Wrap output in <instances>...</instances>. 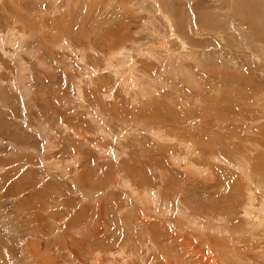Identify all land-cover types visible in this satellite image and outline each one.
<instances>
[{
	"label": "rangeland",
	"instance_id": "374dc122",
	"mask_svg": "<svg viewBox=\"0 0 264 264\" xmlns=\"http://www.w3.org/2000/svg\"><path fill=\"white\" fill-rule=\"evenodd\" d=\"M230 151L264 167V0H0V264H264Z\"/></svg>",
	"mask_w": 264,
	"mask_h": 264
},
{
	"label": "bare ground",
	"instance_id": "6f19581e",
	"mask_svg": "<svg viewBox=\"0 0 264 264\" xmlns=\"http://www.w3.org/2000/svg\"><path fill=\"white\" fill-rule=\"evenodd\" d=\"M45 41H46V40H45ZM55 50H56V49H55ZM168 107H169V106H168ZM112 110H113V109H112ZM262 117H263V116H262ZM248 119H250V118H248ZM256 119H257V118H256ZM225 125H226V124H225ZM249 129H250V128H249ZM237 130H238V129H237ZM247 130H248V129H247ZM236 132H237V131H236ZM230 135H231V134H230ZM240 135H241V134H240ZM235 137H236V135H235ZM220 140H221V139H220ZM232 140H233V138H232ZM240 140H241V139H240ZM237 142H238V141H237ZM241 142H242V141H241ZM241 142H240V143H241ZM238 143H239V142H238ZM198 145H199V144H198ZM198 145H197V147H198ZM187 146H188V145H187ZM195 146H196V144H195ZM185 147H186V146H185ZM188 147H189V146H188ZM188 147H187V148H188ZM249 147H250V146H249ZM241 148H242V147H241ZM241 148H240V149H241ZM257 148H258V147H257ZM189 149H190V147H189ZM247 149H248V148H247ZM242 150L245 151L246 148H245V150H244V149H242ZM227 151H228V150H226L225 152H227ZM191 152H192V149H191ZM239 152H240V151H239ZM246 152H247V151H246ZM194 153H195V152H194ZM229 153H230V154H234V153H232L231 151H230ZM240 153H241V152H240ZM240 153H239V154H240ZM190 154L192 155V153H190ZM241 154L244 155V156H240V155H238V152H237V155L240 156V157H242L243 162H245V160H246L247 162H249V163L245 164V167H246V168L250 167L251 172H252L253 174L257 173V172H256L257 170L260 171V170H262V169L264 168V167L262 166V165H263V162H262V161H260V162L258 163V166H256V163H254V162L251 163V162H250V159H251V158H250L249 155H248V154H250V152H248V154H243V153H241ZM228 155H229V154H228ZM228 155H227V156H228ZM237 155L234 154L233 156L231 155V157H235V156H237ZM261 155H263V154H261ZM257 156H258V157H257V160H259L260 158L263 157V156H260V155H257ZM244 159H245V160H244ZM262 159H263V158H262ZM225 160H226V159H225ZM225 160L223 159V162H224ZM238 160H239V159H237L234 163H239L240 161H238ZM261 167H263V168H261ZM246 168H245L244 171H247V172L249 173V171H248ZM262 171H263V170H262ZM260 172H261V171H260ZM249 176H250V179L252 180V182L258 181V179H257V178L259 177L258 174H257L256 177H254L253 175L251 176V174L249 173L248 177H249ZM210 179H211V178H208L209 183L212 182V184H213L214 186H216L217 184H223V185H228V186H230V187H233L234 189H237L236 186H235L231 181H226L224 178L219 179V180H218L219 183H217V182H213V181H211ZM233 179H235L234 181H235V183H236L238 186L241 185L239 182H237L238 179H236V177L233 178ZM263 179H264V178H263ZM250 183H251V182H249V185H251ZM262 183H263V182H262ZM241 186H242V185H241ZM256 186H257V184H255V188H256ZM260 186L264 187V185H262V184H261ZM252 187H253V186H252ZM253 188H254V187H253ZM250 190H251V189H250ZM252 190H253V189H252ZM253 192H254V191H253ZM250 193H251V192H250ZM146 194H147V193H146ZM253 198H254V197H252V196L249 197V199H250L251 201L253 200ZM222 208H227V207L221 205V208H219L218 210L220 211V209H221V211H223ZM210 210H211V209H210ZM214 210H215V209H214ZM260 210H261V208H260ZM246 211H247L246 213H247V216H248V217L252 216V215H251V211H253V208L248 209V208L246 207ZM261 212L263 213L262 216L264 217V203H263V205H262V210H261ZM260 218H261V216L259 217V219H260ZM224 219L227 220V217H226V218L224 217ZM263 219H264V218H263ZM263 219H262V220H263ZM262 220H261V221L259 220L260 223L262 222ZM224 221H225V220H224ZM227 221H228V220H227ZM230 223H231V222H230ZM237 223H238V222H237ZM257 224H258V223H257ZM230 225H231V224H230ZM255 225H256V224H255ZM259 225H260V224H259ZM259 225H258V226H259ZM252 226H253V225H252ZM258 226H257V227H258ZM224 227H227V225L225 224ZM233 228H234V227L231 226V227H230V230L233 229ZM220 229H221V226H220L217 230L220 231ZM252 229H253V227L251 228V230H252ZM263 229H264V228H263ZM217 230H216V231H217ZM222 230H224L225 232H227V231H228V228H227V229L225 228V229H222ZM231 232H232V230H231L229 233H231ZM233 232H234V231H233ZM154 233H155V232H154ZM251 235H252V234H251ZM236 236H238V235L235 234L234 236H232L231 239H232L233 242H234L235 239H237ZM226 238H228V237H226ZM184 240H185V239H184ZM220 241H221V240H220ZM211 244H212V242H211ZM211 244H209V245H211ZM216 244H217V242H216ZM220 246H221V245H220ZM189 247H190V246H189ZM213 247H214V246H213ZM213 247H212V246H211V247L209 246V253H211L212 255H211V256H208V257L205 256L206 259H208L209 263H210V264H211V263L215 264V262H216V260H217V264H221V263H222V264H226L225 262H222V261H223V257H222L221 255L219 256L218 253L216 254V253L213 251ZM197 248H198V247H197ZM221 248H222V247H221ZM190 249H192V248H190ZM193 249H194V248H193ZM219 249H220V248H219ZM219 249L217 248L216 250H219ZM195 250H196V249H195ZM193 251H194V250H193ZM196 252H197V251H196ZM198 253H199V255H200L201 252H198ZM197 255H198V254H197ZM197 255H196V256H197ZM178 256H179V255H178ZM202 256H203V255H202ZM198 257H201V256H198ZM180 258H181V257H180ZM182 258H183V257H182ZM206 259L204 260V262H206ZM186 260H187V259H186ZM188 260H189V259H188ZM208 261L206 262V264H208ZM185 263H186V262H185ZM182 264H183V263H182Z\"/></svg>",
	"mask_w": 264,
	"mask_h": 264
},
{
	"label": "crops",
	"instance_id": "0c3cea01",
	"mask_svg": "<svg viewBox=\"0 0 264 264\" xmlns=\"http://www.w3.org/2000/svg\"><path fill=\"white\" fill-rule=\"evenodd\" d=\"M190 52H192L193 54L198 53V51L195 50V49H194V50H193V49H189V53H190Z\"/></svg>",
	"mask_w": 264,
	"mask_h": 264
}]
</instances>
